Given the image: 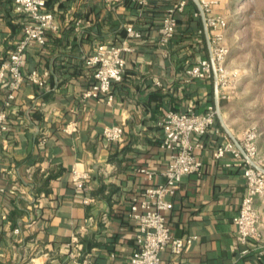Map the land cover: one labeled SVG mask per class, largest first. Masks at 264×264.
Returning a JSON list of instances; mask_svg holds the SVG:
<instances>
[{
  "label": "crops",
  "instance_id": "obj_1",
  "mask_svg": "<svg viewBox=\"0 0 264 264\" xmlns=\"http://www.w3.org/2000/svg\"><path fill=\"white\" fill-rule=\"evenodd\" d=\"M154 4L142 15L138 8L114 0H48L46 8L55 14L59 30L50 32L42 45H31L23 66L25 72L37 71L45 82L27 80L21 85L9 107L10 132L0 137V264L130 263L136 246L131 197L144 195L148 185L161 182L160 171L169 159L157 121L170 109L203 112L209 105L208 79L191 81L182 72V65L199 57L195 23L181 22L164 53L157 40L161 24L154 19ZM212 4L226 16L228 7L235 5L233 0ZM227 21L224 38L228 57L235 60L238 29ZM126 24L144 34L128 38L134 48L124 53L125 77L113 85L112 102L84 97L95 78L84 57L101 41L120 43L127 38ZM22 26L14 0H0V62L15 47ZM227 64L241 74L237 65ZM8 84L9 77L0 83V109ZM221 114L231 134L217 118L201 137L205 143L199 150L201 171L183 175L169 196L172 206L166 216L171 234L197 237L179 254L165 246L159 264H264L254 249L241 254L235 237L232 217L246 193L245 178L240 166L224 165L235 158L228 153L217 159L212 149L226 138L238 140L241 132L228 112ZM68 122H76L78 129L66 131L63 126ZM112 123L125 128L122 140L113 143L103 138L104 126ZM247 126L257 131L255 160L264 167V115ZM113 152L117 157L112 161ZM73 165L91 173L81 189L71 179ZM140 167L153 169V176L147 177ZM102 182L115 183L117 189L108 188L85 203L84 196L94 197ZM254 205L264 239V200L256 196ZM73 234L80 237L79 248L69 243Z\"/></svg>",
  "mask_w": 264,
  "mask_h": 264
},
{
  "label": "built area",
  "instance_id": "obj_2",
  "mask_svg": "<svg viewBox=\"0 0 264 264\" xmlns=\"http://www.w3.org/2000/svg\"><path fill=\"white\" fill-rule=\"evenodd\" d=\"M135 1L140 5L147 3V0ZM186 1L175 0L162 17L157 39L161 47L164 48L171 40L177 25V13L185 8ZM198 2L202 8L210 46L208 56L196 58L184 69V72L188 79L211 78L213 85L215 84L218 88L219 98L226 99L235 91L237 77V71L227 66L229 47L224 38V31L228 21L225 14L214 10L213 0H198ZM14 8L17 12L27 13L29 20L25 23L23 33L15 43V47L0 66V83L9 77L6 100L4 107L0 109V137L10 129L9 107L25 81L23 66L27 49L33 44L45 43L47 30H59L55 14L46 8V0H14ZM193 14L200 17L201 11L196 8ZM126 25L127 38L120 43L99 42L93 53L86 56L85 61L93 68L95 81L83 92L84 97L95 98L107 94V102H112L114 98L111 92L112 84L114 81L123 80L127 67L124 53L134 48L128 38L142 37V32L135 25ZM163 52L165 53V48ZM27 77L38 84L45 82V79L41 78L35 70L30 71ZM156 83L159 84L160 81ZM215 117V105L210 104L203 112H197L191 107L186 110L170 109L157 121L162 129L161 146L168 151L169 159L160 171L163 176L161 182L148 185L144 195L134 194L131 197L129 216L135 220L136 246L130 256L129 264H159L160 253L165 246L169 245L174 254H179L196 239V234L173 236L170 225L167 223L166 212L172 206L169 196L176 192L182 176L201 171L202 158L199 156V150L205 147L201 137L215 123ZM63 128L69 132L78 129L76 122H68ZM124 135L125 128L122 124L112 123L104 126L103 138L108 142L121 140ZM238 142L241 148L234 140L226 138L213 147L212 155L221 159L229 153L235 160L225 161L224 165L241 167L246 183V193L240 201L237 213L232 217L236 227L235 237L241 245V254L254 249L256 255L264 259V239L258 229L259 213L254 205L256 196L264 200V168L255 166L251 162L252 159L256 163L258 151L255 127L246 126ZM139 170L150 178L154 174V170L148 167H140ZM90 174L89 170L79 169L75 165L71 168V179L77 189L85 186ZM83 199L85 203L96 200L95 197L88 195H85ZM14 230L19 231V227H15ZM251 239H254L253 247L250 245ZM69 243L79 248V235L73 234ZM71 255L73 256L74 253L71 252ZM76 262L83 263L77 260Z\"/></svg>",
  "mask_w": 264,
  "mask_h": 264
},
{
  "label": "rangeland",
  "instance_id": "obj_3",
  "mask_svg": "<svg viewBox=\"0 0 264 264\" xmlns=\"http://www.w3.org/2000/svg\"><path fill=\"white\" fill-rule=\"evenodd\" d=\"M233 1L226 17L238 29L234 47L238 52L237 59L228 57L227 63L237 65L241 74L235 79V91L219 105L242 132L264 115V0Z\"/></svg>",
  "mask_w": 264,
  "mask_h": 264
},
{
  "label": "trees",
  "instance_id": "obj_4",
  "mask_svg": "<svg viewBox=\"0 0 264 264\" xmlns=\"http://www.w3.org/2000/svg\"><path fill=\"white\" fill-rule=\"evenodd\" d=\"M155 1V4H154V6H156V8H155V15H154V19H157L156 21H157V24H161L160 22H161V19H162V17L164 16V14H165V12L167 11V8L168 7H170L172 4H173V2L175 1V0H154ZM154 1H152V0H147V3H145V4H142V5H140L138 2H136L135 0H121V1H116L117 3H119V4H123V5H131V6H134V7H136V8H138V10L142 13V15L144 14H146L150 9H149V7H150V3H153ZM47 3H48V0H46V5H47ZM197 8V5H195V3H194V1L193 0H187L186 1V4H185V8L182 10V11H180V12H178L177 13V25H176V28H175V31H174V34H175V32H176V30H177V26L181 23V22H185L186 24H190V23H195V27H196V33H197V37L198 38H200L199 40H198V45H199V49H200V51H199V57H206V56H208L207 55V45H206V38H204V34H203V24H202V21L200 20V17H198V16H195L194 14H193V11L195 10ZM151 12H153V10H151ZM19 14H20V17L22 18V21H23V26H22V29H23V27H24V25H25V23H27L28 22V20H29V18H28V15H27V13H20L19 12ZM153 16V15H152ZM152 21H153V17H152ZM138 28V27H137ZM141 32H142V35L144 34V30H142L141 28H138ZM50 32H54V31H52V30H47V32H46V40H45V42L48 40V34L50 33ZM125 32H126V27L124 28V33H123V35H125ZM174 34H173V36H174ZM173 36L171 37V38H173ZM170 38V39H171ZM102 42V41H101ZM28 50V49H27ZM87 56V55H86ZM86 56L84 57V61H85V58H86ZM7 59V58H6ZM5 60V59H4ZM3 60V61H4ZM196 59H194V60H192V62L191 63H189L188 65H182V72H184V69L187 67V66H190L194 61H195ZM2 61V62H3ZM2 62H0V66H1V64H2ZM91 67V66H90ZM92 68V67H91ZM92 70H93V68H92ZM31 71V70H30ZM30 71H26L25 72V70H24V68H23V74H24V76H25V81H32L31 79H29L28 77H27V75H28V73L30 72ZM126 72V71H125ZM184 74H185V72H184ZM186 75V74H185ZM125 77V76H124ZM124 79V78H123ZM199 78H197V77H192V78H190V80L192 81V80H198ZM208 79V81L210 82V87H209V92H210V94H209V98H208V104L210 105V104H212L213 105V89H212V86H213V83H212V80H211V78H207ZM24 81V82H25ZM94 81H95V78H94V80L91 82V84L88 86V88H90L93 84H94ZM122 81V80H121ZM121 81H114L113 82V84H112V87H111V92H112V88H113V85L115 84V83H118V82H121ZM23 82V83H24ZM33 82V81H32ZM22 83V84H23ZM38 85H40V84H38ZM88 88H86V90L88 89ZM8 92V91H7ZM100 97L102 98V97H105L106 99H107V94H102V95H100ZM223 101H224V99H222V98H219V104H222L223 103ZM5 102V101H4ZM9 119H10V115H9ZM218 120H217V117H215V121L214 122H217ZM8 132H10V129L6 132V133H8ZM5 133V134H6ZM122 140V139H121ZM118 141H120V140H118ZM118 141H114V142H118ZM116 157H117V153H115V152H113V154L110 156V160H114V159H116ZM109 188V191H111V192H114L116 189H117V186H116V184L114 183V184H109V183H104V182H102L96 189H94V191H93V195H95L94 197H98V194H103L104 193V191L106 190V189H108ZM96 197V198H97Z\"/></svg>",
  "mask_w": 264,
  "mask_h": 264
},
{
  "label": "water",
  "instance_id": "obj_5",
  "mask_svg": "<svg viewBox=\"0 0 264 264\" xmlns=\"http://www.w3.org/2000/svg\"><path fill=\"white\" fill-rule=\"evenodd\" d=\"M195 5H197V8L201 11V15H200V19L203 23V33H204V38H206V45H207V50H209V46H210V42H209V38H208V32H207V28L205 26V21H204V16H203V12H202V8L201 6L199 5V2L198 0H193ZM213 88H214V105H215V109H216V117L218 118L219 122H221V124L223 125V127L225 128V130L227 132L230 133L228 127L226 126V123L224 122L223 120V117H222V114H221V110H220V105H219V95H218V88L217 86L214 84L213 85ZM231 134V133H230ZM233 138V137H232ZM235 140V142L239 145L240 147V144L238 142V140L236 138H233ZM241 148V147H240ZM251 162L255 165V166H258L260 167L258 164H256L252 159H251ZM260 168H264V167H260Z\"/></svg>",
  "mask_w": 264,
  "mask_h": 264
}]
</instances>
